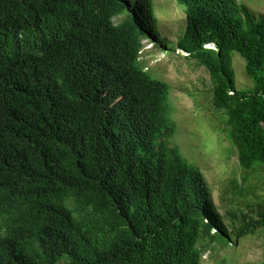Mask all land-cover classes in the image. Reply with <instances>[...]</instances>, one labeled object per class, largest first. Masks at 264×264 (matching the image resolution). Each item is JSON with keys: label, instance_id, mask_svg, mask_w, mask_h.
<instances>
[{"label": "trees", "instance_id": "trees-1", "mask_svg": "<svg viewBox=\"0 0 264 264\" xmlns=\"http://www.w3.org/2000/svg\"><path fill=\"white\" fill-rule=\"evenodd\" d=\"M175 2L174 51L208 73L241 170L264 174V15ZM156 25L152 0H0V264H200V240L264 232V200L229 232L171 144L169 88L139 62L143 41L166 48Z\"/></svg>", "mask_w": 264, "mask_h": 264}, {"label": "rangeland", "instance_id": "rangeland-1", "mask_svg": "<svg viewBox=\"0 0 264 264\" xmlns=\"http://www.w3.org/2000/svg\"><path fill=\"white\" fill-rule=\"evenodd\" d=\"M256 15H264V0H236ZM156 30L166 48L143 41L139 62L150 78L169 88V120L173 123L171 144L180 155L196 166L205 178L211 199L223 216L229 232L241 226L243 216L256 218L264 200V174L243 172L236 150L221 133L222 113L212 106V84L206 70L191 58L174 51L186 22L183 8L175 0H152ZM128 13L113 19L121 23ZM236 88L248 92L253 82L245 74V62L232 54ZM234 217H232V215ZM234 239V236H233ZM204 246L200 264H261L264 260V232L238 240H200Z\"/></svg>", "mask_w": 264, "mask_h": 264}, {"label": "clouds", "instance_id": "clouds-1", "mask_svg": "<svg viewBox=\"0 0 264 264\" xmlns=\"http://www.w3.org/2000/svg\"><path fill=\"white\" fill-rule=\"evenodd\" d=\"M177 52L181 53L180 51L177 50ZM186 56V55H185Z\"/></svg>", "mask_w": 264, "mask_h": 264}]
</instances>
